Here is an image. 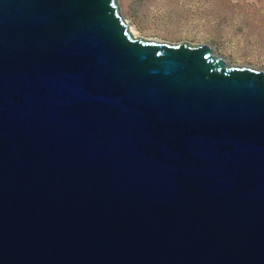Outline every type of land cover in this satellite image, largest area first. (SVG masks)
I'll use <instances>...</instances> for the list:
<instances>
[{
    "label": "water",
    "instance_id": "obj_1",
    "mask_svg": "<svg viewBox=\"0 0 264 264\" xmlns=\"http://www.w3.org/2000/svg\"><path fill=\"white\" fill-rule=\"evenodd\" d=\"M0 264H264V69L0 0Z\"/></svg>",
    "mask_w": 264,
    "mask_h": 264
},
{
    "label": "rangeland",
    "instance_id": "obj_2",
    "mask_svg": "<svg viewBox=\"0 0 264 264\" xmlns=\"http://www.w3.org/2000/svg\"><path fill=\"white\" fill-rule=\"evenodd\" d=\"M136 36L210 42L237 65L264 69V0H119Z\"/></svg>",
    "mask_w": 264,
    "mask_h": 264
},
{
    "label": "bare ground",
    "instance_id": "obj_3",
    "mask_svg": "<svg viewBox=\"0 0 264 264\" xmlns=\"http://www.w3.org/2000/svg\"><path fill=\"white\" fill-rule=\"evenodd\" d=\"M132 31H134L133 27H132Z\"/></svg>",
    "mask_w": 264,
    "mask_h": 264
}]
</instances>
